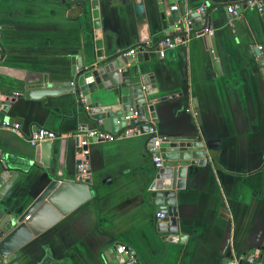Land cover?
Instances as JSON below:
<instances>
[{"label":"crops","instance_id":"1","mask_svg":"<svg viewBox=\"0 0 264 264\" xmlns=\"http://www.w3.org/2000/svg\"><path fill=\"white\" fill-rule=\"evenodd\" d=\"M232 5L236 16L226 11ZM173 6L181 22L210 9L211 28L200 34L192 25L186 43L163 58L141 50L164 37L162 16L171 21ZM99 40L113 53L139 50L126 58L131 63L139 56L138 68L151 74L157 99H165L154 121L160 137L195 133L219 141L217 156L189 167L177 191L181 243L156 231L157 211L144 197L153 170L147 135L82 150L76 135L96 125L73 93L22 98L38 83L73 81L74 68L95 62ZM258 45L264 47V12L244 0H98L95 9L90 2L0 0V121L20 125L19 133L0 129V173L15 179L0 211L24 219L59 184L90 180L87 201L2 264H108L117 245L130 248L137 264H232L255 252L264 264V59L256 55ZM38 128L57 138L30 145Z\"/></svg>","mask_w":264,"mask_h":264},{"label":"water","instance_id":"2","mask_svg":"<svg viewBox=\"0 0 264 264\" xmlns=\"http://www.w3.org/2000/svg\"><path fill=\"white\" fill-rule=\"evenodd\" d=\"M66 1L90 2L93 9L97 7L98 3V0ZM134 9L136 13L142 12V3L136 4ZM209 12L210 9H207L203 17L193 12L188 17L191 26L199 25L198 32L200 34L211 28L208 23ZM171 15V21H167L162 16L163 34L165 36L189 34L181 26V23H179V27L182 28V30L179 29L181 33L174 29V24L179 22V19L175 11H172ZM93 16L97 17L96 11ZM94 26L97 28L99 22L95 21ZM155 44L151 43L148 48L141 46L140 49L152 51L155 49ZM96 49V60L92 65L87 67L81 65L77 69H73V81L52 84L38 83L27 87L22 98L24 100H39L43 97L73 93L86 118L95 123V129L117 134L126 128L127 117L136 115L139 134L147 135L148 126L154 123L156 118L157 104L165 99H157L159 90L151 74L143 73L138 68L137 63H142L138 56L140 54L137 53V61L129 63L125 56L104 50L101 40L96 42ZM3 56L4 50L0 46V60ZM154 56L160 58L158 53H154ZM261 63L264 64V60H261ZM96 96L103 99L94 101ZM14 100V98L10 101L7 99L6 103ZM8 107V104H5L3 111H7ZM162 138L160 150L164 164L160 169L153 167L144 197L155 207L157 213L166 216L164 219L155 218L156 231L161 233L168 242L181 243L185 237L178 235L177 191L184 188L189 167L203 165L207 156H217L219 141L202 140L195 133ZM150 139L151 137L147 136V143ZM9 178V173H0V198L15 180ZM84 182L88 184L90 180ZM86 184H59L45 200L38 204L33 214L27 216L28 218L20 219L0 211V264L2 261L12 260L17 250L53 226L62 216L87 201L90 198V192ZM125 252L121 250V245L112 247L109 257H107V263L126 264L128 261L130 262L131 258L136 260V256L130 248L126 247ZM257 262L258 257L254 264Z\"/></svg>","mask_w":264,"mask_h":264},{"label":"built area","instance_id":"3","mask_svg":"<svg viewBox=\"0 0 264 264\" xmlns=\"http://www.w3.org/2000/svg\"><path fill=\"white\" fill-rule=\"evenodd\" d=\"M244 4L246 7L250 9H254L257 12L263 13L264 12V0H244ZM171 11H177V7L173 6L170 9ZM238 6L232 5L228 6L226 11L230 16L237 15ZM200 12H204L201 10ZM179 23L181 26L184 27L186 32H189V28L191 27V22L188 18L184 21H179L174 24V29L179 30L182 28L179 27ZM186 37L183 36H171V35H164L161 39H159L155 44V49L152 50L153 53H158L160 58L165 57L167 53L172 51L175 47L181 44L186 43ZM255 52L257 57L264 59V52L263 46L258 45L255 48ZM138 53V50L131 49L127 53L122 54L125 57H133ZM126 128L123 129L121 132L117 134H110L103 130L93 129V130H86L83 133L76 135V139L79 141L78 147L80 149L87 148L91 143L98 142V141H112L116 138L128 137L134 134H139L138 130V121L136 115H132L127 117L126 119ZM0 129L12 131L19 133L20 125L18 123H12L9 120H1L0 121ZM147 136H150L151 139L148 143L146 148V153L150 158L151 162L153 163V167L155 169H160L163 167V160H162V153L160 150L161 143L163 142V138L160 137L157 133L156 127L154 123H151L147 129ZM57 138V134L54 131L38 128L36 129L28 138V143L32 146H36L37 144L45 141H54ZM87 151L85 150L84 153ZM166 216L162 213H156V219H164ZM28 218V217H27ZM121 250L125 252L126 246L121 245ZM126 253V252H125ZM258 257V254L250 253L245 259H237L233 262V264H254L255 259ZM131 264H137V261L134 259H130Z\"/></svg>","mask_w":264,"mask_h":264}]
</instances>
